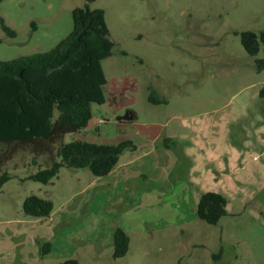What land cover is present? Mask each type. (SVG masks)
<instances>
[{
  "label": "rangeland",
  "instance_id": "obj_1",
  "mask_svg": "<svg viewBox=\"0 0 264 264\" xmlns=\"http://www.w3.org/2000/svg\"><path fill=\"white\" fill-rule=\"evenodd\" d=\"M85 4L104 10L114 42L101 61L107 102L93 104L88 125L100 133L93 140L113 142L128 131L134 136L143 122L165 125L166 132H176L178 175L191 185V200H171L168 184L118 197L119 188L106 192L109 176L95 177L88 168L62 167L47 184L28 180L37 166L21 150L1 169L11 178L0 189V226L16 231L1 239L0 249L13 255V241L41 234V222H50L24 216L29 194L51 199L58 223H50V252L20 254L10 264L67 258L79 264H264V69L256 68L264 46L251 56L239 36L264 29V0H1L0 16L15 36L0 25V60L54 47L72 29L71 10ZM151 91L166 102H149ZM128 109L136 123L126 128L117 117ZM72 137L66 134L64 141ZM138 155L140 150L132 157ZM207 191L226 198L227 213L215 225L196 215ZM117 226L130 242L123 257L113 258Z\"/></svg>",
  "mask_w": 264,
  "mask_h": 264
},
{
  "label": "trees",
  "instance_id": "obj_2",
  "mask_svg": "<svg viewBox=\"0 0 264 264\" xmlns=\"http://www.w3.org/2000/svg\"><path fill=\"white\" fill-rule=\"evenodd\" d=\"M71 18V31L49 50L0 60V188L11 178L2 167L21 150H27L37 166L25 179L47 184L62 167L88 168L94 176H106L124 150L136 148L131 139L116 143L64 141L66 134L87 127L92 104L105 103L106 77L101 61L111 55L114 46L102 8L87 4L74 7ZM0 25L9 36H15L1 16ZM239 36L251 56L257 55L261 44L264 46V29L259 33L242 30ZM256 68L264 69V57L256 59ZM259 96L264 98V85ZM148 101L166 102L154 91L149 93ZM39 159H43L42 165ZM22 210L27 217H47L53 210V201L29 194L22 202ZM226 213V198L221 193L200 194L196 204L199 219L215 225ZM129 242L128 234L115 227L112 257H123ZM49 246V242L43 243L40 252L46 254ZM51 264L79 263L67 258Z\"/></svg>",
  "mask_w": 264,
  "mask_h": 264
},
{
  "label": "crops",
  "instance_id": "obj_3",
  "mask_svg": "<svg viewBox=\"0 0 264 264\" xmlns=\"http://www.w3.org/2000/svg\"><path fill=\"white\" fill-rule=\"evenodd\" d=\"M106 84H107V79H106ZM111 89L112 91L114 90L113 87H111ZM112 95H114V93L111 94V96ZM106 102H107V98L105 100V103ZM105 103L100 105H104ZM121 107L122 106H119L118 109ZM92 108H93V104H92ZM130 112L132 116L131 119L119 121V123L126 128H129L128 127L129 125L136 123L133 122L135 118V113L132 110H130ZM97 124H98V120H97ZM176 126H181V125L176 124ZM165 128H166L165 125H157L152 121L143 122V124L140 125V128L138 126V129H136L137 131L135 132L134 136H131V134H129L128 131L127 134L125 133L124 135L113 137V142H105V143H116L124 139H131L136 145V148L134 150H128L130 152L129 158L126 157L125 159L121 160V156L125 154V150L120 154L117 164L112 169V171L106 175L109 176L108 178L106 176H95L102 178L106 177L103 180H104V184H106L107 187L106 189L107 193L109 192L113 193L114 192L113 190L115 188L116 189L119 188L122 190V193L121 190H119L118 197L124 196L125 198H128L133 195L140 196L142 194L147 193V191L154 192V189H161L163 185L168 184L169 186L167 188L168 190H171V194H172L171 200H175L177 204L178 203L180 204L181 202L185 203L186 201L189 200V198L191 200V191H190L191 185H189L188 182H186L185 180L183 181L182 178L180 179V176L178 175L179 164L177 165V162H178L179 152L177 151L178 143L176 141V136H177L176 132H166ZM133 132L134 131H132L131 133ZM69 134H72L73 136L72 139H81L90 142H95V140H93V137L99 135L100 133L97 129L92 130L89 127V125H87V127H85L84 129ZM96 143H100V142H96ZM139 150L142 153V155H138L137 157L133 158L132 156L134 154H137ZM149 156H151V158L146 160V157ZM136 162H139L138 165H136ZM174 173L176 174L175 177L173 175ZM148 176H152L151 177L152 180H148ZM160 178H161V182L158 180ZM136 181H138V183L134 184ZM139 181L141 182L139 183ZM138 184L140 185L138 186ZM96 192L97 191H95V193ZM95 193H94V197L96 195ZM123 199L124 198H119L118 201H122ZM68 203L69 201H66L64 204H62L61 207L65 208V206ZM60 214H64V213L60 212ZM56 217H55V213L53 214V210L47 217H36V218L49 219L50 222H46V220L44 224L43 222H41V226H42L41 234H35V235L33 234L28 238L22 236L21 238H18L20 239V241L18 242L13 241L11 246V248L14 250L13 255L5 256L4 253L2 252V249H0V264H10L12 261L17 259L20 254L22 255H25L27 253L31 254L32 253L31 251L40 252L39 250L40 246L38 242L41 241L42 238L43 239L45 238V242L49 241L48 239L51 238L52 229H53L52 228L53 224L50 225V223L52 221L57 222ZM8 228L9 227H7V225L0 226V241L4 237L6 238L12 236L13 232L16 231L15 227H13V229L11 230ZM5 229L10 231V233L6 234L7 232H5ZM37 237H41V238L39 239V241L37 240L36 242ZM19 243L22 244L19 245ZM37 246H38V250L35 249ZM5 249H10V246H8ZM48 252H50V250Z\"/></svg>",
  "mask_w": 264,
  "mask_h": 264
},
{
  "label": "water",
  "instance_id": "obj_4",
  "mask_svg": "<svg viewBox=\"0 0 264 264\" xmlns=\"http://www.w3.org/2000/svg\"><path fill=\"white\" fill-rule=\"evenodd\" d=\"M131 118L132 116L130 110H126V112L123 115L117 117L118 120H129Z\"/></svg>",
  "mask_w": 264,
  "mask_h": 264
},
{
  "label": "built area",
  "instance_id": "obj_5",
  "mask_svg": "<svg viewBox=\"0 0 264 264\" xmlns=\"http://www.w3.org/2000/svg\"><path fill=\"white\" fill-rule=\"evenodd\" d=\"M103 121L101 119H98V124L102 123Z\"/></svg>",
  "mask_w": 264,
  "mask_h": 264
}]
</instances>
